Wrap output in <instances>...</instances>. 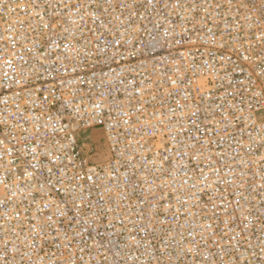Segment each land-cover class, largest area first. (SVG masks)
Returning <instances> with one entry per match:
<instances>
[{"label":"built area","instance_id":"obj_1","mask_svg":"<svg viewBox=\"0 0 264 264\" xmlns=\"http://www.w3.org/2000/svg\"><path fill=\"white\" fill-rule=\"evenodd\" d=\"M0 264H264V0H0Z\"/></svg>","mask_w":264,"mask_h":264},{"label":"rangeland","instance_id":"obj_2","mask_svg":"<svg viewBox=\"0 0 264 264\" xmlns=\"http://www.w3.org/2000/svg\"><path fill=\"white\" fill-rule=\"evenodd\" d=\"M103 132L101 131L100 128H92L89 129L88 131L84 132L81 134L82 139H92L95 140L96 146L99 148L100 152L99 155L95 157L96 160H102L106 156V151H105V145H104V138H103Z\"/></svg>","mask_w":264,"mask_h":264}]
</instances>
